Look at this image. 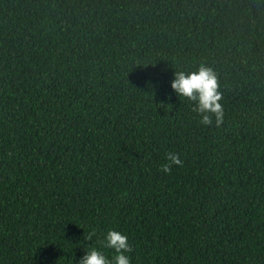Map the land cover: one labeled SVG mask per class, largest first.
Returning <instances> with one entry per match:
<instances>
[{
  "label": "trees",
  "instance_id": "16d2710c",
  "mask_svg": "<svg viewBox=\"0 0 264 264\" xmlns=\"http://www.w3.org/2000/svg\"><path fill=\"white\" fill-rule=\"evenodd\" d=\"M201 64L219 128L171 87ZM109 229L131 264H264V0H0V264Z\"/></svg>",
  "mask_w": 264,
  "mask_h": 264
},
{
  "label": "clouds",
  "instance_id": "9594fccd",
  "mask_svg": "<svg viewBox=\"0 0 264 264\" xmlns=\"http://www.w3.org/2000/svg\"><path fill=\"white\" fill-rule=\"evenodd\" d=\"M171 87L178 96L187 98L196 103L193 111L200 117V124L206 127L213 125L219 128L224 122V109L221 103L222 93L218 90V78L211 67L201 64L198 70L193 72L179 71L174 73ZM167 163L161 166V171L170 173L172 165L183 166L180 155L175 152L166 153ZM96 235L95 229L85 233V240L92 241ZM102 248L111 249L115 255L109 258L100 247L86 248L78 264H131L128 253L133 252V246L127 235L122 232L109 229L104 236Z\"/></svg>",
  "mask_w": 264,
  "mask_h": 264
}]
</instances>
